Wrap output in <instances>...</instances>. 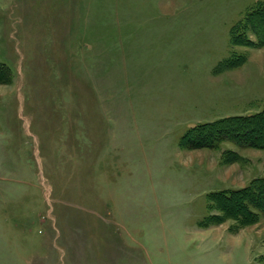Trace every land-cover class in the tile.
Instances as JSON below:
<instances>
[{
    "label": "rangeland",
    "instance_id": "rangeland-1",
    "mask_svg": "<svg viewBox=\"0 0 264 264\" xmlns=\"http://www.w3.org/2000/svg\"><path fill=\"white\" fill-rule=\"evenodd\" d=\"M255 1L0 0V264H264V217L208 197L264 150L181 146L264 107V46L231 41Z\"/></svg>",
    "mask_w": 264,
    "mask_h": 264
},
{
    "label": "trees",
    "instance_id": "trees-1",
    "mask_svg": "<svg viewBox=\"0 0 264 264\" xmlns=\"http://www.w3.org/2000/svg\"><path fill=\"white\" fill-rule=\"evenodd\" d=\"M248 33L256 42L247 38ZM231 41L234 45L264 46V0H257L245 10L240 22L231 30ZM241 63L231 59L222 63L221 68ZM6 70L8 67L0 65V78ZM224 141L241 148L264 150V107L253 114L226 116L195 125L183 136L181 146L215 148ZM228 154L235 156L233 152ZM208 197L210 208L220 213L210 218L212 222L232 219L242 227L254 224L260 215L264 217V176L252 179L242 188L212 192Z\"/></svg>",
    "mask_w": 264,
    "mask_h": 264
},
{
    "label": "crops",
    "instance_id": "crops-1",
    "mask_svg": "<svg viewBox=\"0 0 264 264\" xmlns=\"http://www.w3.org/2000/svg\"><path fill=\"white\" fill-rule=\"evenodd\" d=\"M256 1H257V0H256ZM256 1H255V2H256ZM255 2H254V3H255ZM254 3H253V4H254ZM253 4H252V5H253ZM249 7H250V6H249ZM247 8H248V7H247Z\"/></svg>",
    "mask_w": 264,
    "mask_h": 264
}]
</instances>
